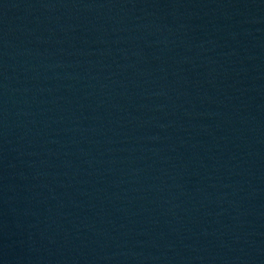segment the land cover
I'll use <instances>...</instances> for the list:
<instances>
[{"label":"water","instance_id":"1","mask_svg":"<svg viewBox=\"0 0 264 264\" xmlns=\"http://www.w3.org/2000/svg\"><path fill=\"white\" fill-rule=\"evenodd\" d=\"M0 264H264V0H0Z\"/></svg>","mask_w":264,"mask_h":264}]
</instances>
